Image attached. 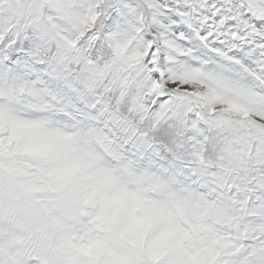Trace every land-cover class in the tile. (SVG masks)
<instances>
[{
  "label": "snow or ice",
  "instance_id": "6c2138e0",
  "mask_svg": "<svg viewBox=\"0 0 264 264\" xmlns=\"http://www.w3.org/2000/svg\"><path fill=\"white\" fill-rule=\"evenodd\" d=\"M0 264H264V0H0Z\"/></svg>",
  "mask_w": 264,
  "mask_h": 264
}]
</instances>
